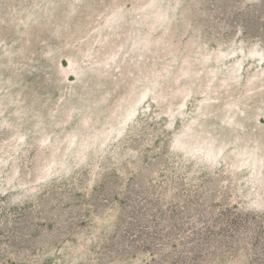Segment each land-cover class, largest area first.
Segmentation results:
<instances>
[{
    "label": "rangeland",
    "instance_id": "obj_1",
    "mask_svg": "<svg viewBox=\"0 0 264 264\" xmlns=\"http://www.w3.org/2000/svg\"><path fill=\"white\" fill-rule=\"evenodd\" d=\"M0 264H264V0H0Z\"/></svg>",
    "mask_w": 264,
    "mask_h": 264
},
{
    "label": "trees",
    "instance_id": "obj_2",
    "mask_svg": "<svg viewBox=\"0 0 264 264\" xmlns=\"http://www.w3.org/2000/svg\"><path fill=\"white\" fill-rule=\"evenodd\" d=\"M236 218H237V217L231 218V219H230V220H228V221H230V222H231L230 224H233V223H235V221L237 220Z\"/></svg>",
    "mask_w": 264,
    "mask_h": 264
}]
</instances>
